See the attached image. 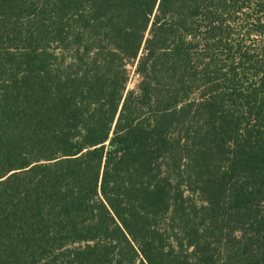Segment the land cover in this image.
Returning <instances> with one entry per match:
<instances>
[{"label":"trees","instance_id":"16d2710c","mask_svg":"<svg viewBox=\"0 0 264 264\" xmlns=\"http://www.w3.org/2000/svg\"><path fill=\"white\" fill-rule=\"evenodd\" d=\"M0 264H264V0H0Z\"/></svg>","mask_w":264,"mask_h":264},{"label":"rangeland","instance_id":"374dc122","mask_svg":"<svg viewBox=\"0 0 264 264\" xmlns=\"http://www.w3.org/2000/svg\"><path fill=\"white\" fill-rule=\"evenodd\" d=\"M237 20H238V18H237ZM135 67L136 66L131 65V64L128 65V68L130 70V78H129V81L127 83V90H134V91H136L137 88H138V84H139V81H140V74L136 71V68ZM185 193L187 195H190L191 194V191L185 188ZM192 195H194L193 196L194 199L198 200V197H197L196 194H192Z\"/></svg>","mask_w":264,"mask_h":264}]
</instances>
